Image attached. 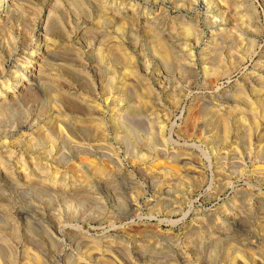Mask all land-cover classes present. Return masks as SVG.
Segmentation results:
<instances>
[{"label":"rangeland","instance_id":"rangeland-1","mask_svg":"<svg viewBox=\"0 0 264 264\" xmlns=\"http://www.w3.org/2000/svg\"><path fill=\"white\" fill-rule=\"evenodd\" d=\"M36 263L264 264V0H0V264Z\"/></svg>","mask_w":264,"mask_h":264},{"label":"bare ground","instance_id":"bare-ground-1","mask_svg":"<svg viewBox=\"0 0 264 264\" xmlns=\"http://www.w3.org/2000/svg\"><path fill=\"white\" fill-rule=\"evenodd\" d=\"M2 3H3V2H2ZM1 5H2V4H1ZM164 49H166V48L164 47ZM164 49H163V51H164ZM36 50H37V49H36ZM166 50H167V49H166ZM167 51H168V50H167ZM160 52H161V51H160ZM33 53H35V52H33ZM163 53H164V52H163ZM166 53H169V52H166ZM166 53H165V54H162V56H163L164 59H165V58L168 59V55H169V54H166ZM31 55H32V54H31ZM29 56H30V55H29ZM171 56H172V55H171ZM171 56L169 55L170 59H171ZM172 58H173V57H172ZM32 59H33V58H31V60H32ZM168 61H171V60H168ZM21 69H22V68H21ZM65 99H66V98H65ZM46 138H47V137H46ZM50 141H51V140H50ZM4 173H5V172H4ZM7 173H8V172H7ZM7 173H5V177H6V178H7V176H8ZM95 174H96V173H95ZM96 175H97V174H96ZM5 177H4V178H5ZM8 177H9V176H8ZM4 178H3V179H4ZM6 178H5V179H6ZM7 179H8V178H7ZM36 264H37V263H36Z\"/></svg>","mask_w":264,"mask_h":264}]
</instances>
